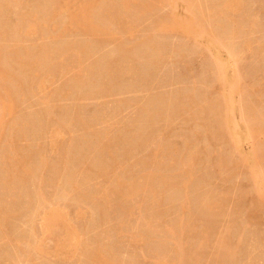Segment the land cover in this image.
<instances>
[{
  "label": "rangeland",
  "instance_id": "374dc122",
  "mask_svg": "<svg viewBox=\"0 0 264 264\" xmlns=\"http://www.w3.org/2000/svg\"><path fill=\"white\" fill-rule=\"evenodd\" d=\"M84 1L0 0V264H264V0Z\"/></svg>",
  "mask_w": 264,
  "mask_h": 264
},
{
  "label": "bare ground",
  "instance_id": "6f19581e",
  "mask_svg": "<svg viewBox=\"0 0 264 264\" xmlns=\"http://www.w3.org/2000/svg\"><path fill=\"white\" fill-rule=\"evenodd\" d=\"M59 1V0H58ZM86 1V0H85ZM84 1V2H85ZM227 1V0H226ZM91 2V1H90ZM9 3V2H8ZM49 3H50V1H49ZM87 3V2H86ZM225 3V2H224ZM60 4V3H59ZM150 4V3H149ZM126 5V4H125ZM225 5V4H224ZM227 5L229 6L230 4H229V2H227ZM88 6H89V4H88ZM59 7V6H58ZM87 7V6H86ZM90 7V6H89ZM89 7H87V8H89ZM140 7V6H139ZM146 9V8H145ZM89 14V13H88ZM85 19V18H84ZM83 20V19H82ZM76 21V20H75ZM79 22H80V20H78ZM83 22V21H82ZM78 24V23H77ZM82 24V23H81ZM81 24H79V26H81ZM87 27V26H86ZM98 29V28H97ZM96 29V30H97ZM87 30H89V29H87ZM92 30V29H91ZM100 31V30H99ZM77 55V54H76ZM38 63V62H37ZM64 63V62H63ZM63 65V64H62ZM5 72H6V70L5 69H3ZM0 71H2V69L0 70ZM4 71H3V73H4ZM2 73V72H1ZM0 73V76L1 75H3V74H1ZM5 75V74H4ZM38 75V74H37ZM18 83V82H17ZM20 85V84H19ZM223 99V98H222ZM11 101V100H10ZM102 151V150H101ZM7 155V154H6ZM5 156V155H4ZM2 158V157H1ZM192 162V161H191ZM15 166V165H14ZM4 168V167H3ZM5 169V168H4ZM35 177V176H34ZM41 181V180H40ZM39 183V182H38ZM141 183V182H140ZM142 183H144V182H142ZM255 183V182H254ZM35 184V183H34ZM37 185V184H36ZM122 185V184H121ZM138 185V184H137ZM140 185V184H139ZM142 185V184H141ZM261 186V185H260ZM134 188H135V185L133 186ZM139 187V186H138ZM114 189V188H113ZM120 189V188H119ZM139 189V188H138ZM143 189V188H142ZM120 191V190H119ZM122 191V190H121ZM154 191V190H153ZM118 192V191H117ZM136 192V191H135ZM38 193V192H37ZM144 193V192H143ZM65 195V194H64ZM122 195H123V192H122ZM132 197V196H131ZM259 199V198H258ZM261 199V198H260ZM202 200V199H201ZM104 201V200H103ZM213 202V201H212ZM217 202V201H216ZM258 202V201H257ZM252 203V202H251ZM261 203V202H260ZM103 204V203H102ZM207 204V203H206ZM257 204V203H256ZM262 204V203H261ZM260 205V204H259ZM216 207V206H215ZM257 207H258V205H257ZM158 209V208H157ZM260 210V209H259ZM208 212V211H207ZM251 217H253V216H251ZM255 217V216H254ZM55 219H56V217H55ZM149 222V221H148ZM4 223V222H3ZM150 224V223H149ZM33 225V224H32ZM34 227V226H33ZM150 227V226H149ZM3 229V228H2ZM44 230H46V229H44ZM182 231H183V229H182ZM178 233V232H177ZM173 234V233H172ZM223 237V236H222ZM135 241V240H134ZM137 242V241H136ZM179 242V241H178ZM177 242V243H178ZM264 242V241H263ZM178 245V244H177ZM221 245V244H220ZM224 246H225V244H224ZM230 246V245H229ZM95 247H97V246H95ZM179 248V247H178ZM177 248V249H178ZM229 249V248H228ZM100 250V249H99ZM220 250V249H219ZM179 251V250H178ZM183 251V250H182ZM179 252H181V251H179ZM224 252H226V251H224ZM230 253V252H229ZM233 253V252H232ZM100 254V253H99ZM226 254V253H225ZM95 255H97V254H95ZM104 255H106V254H104ZM103 255V256H104ZM218 255V254H217ZM227 255V254H226ZM230 255V254H229ZM228 255V256H229ZM100 256H102V255H100ZM220 256V255H219ZM230 257V256H229ZM97 258V257H96ZM219 259V258H218ZM107 260H109V259H107ZM197 260V259H196ZM195 260V261H196ZM230 260V259H229ZM231 260H232V258H231ZM102 261V260H101ZM225 261V260H224ZM232 262V261H231ZM104 263V262H103ZM107 263V262H106ZM105 264V263H104ZM111 264V263H110Z\"/></svg>",
  "mask_w": 264,
  "mask_h": 264
}]
</instances>
